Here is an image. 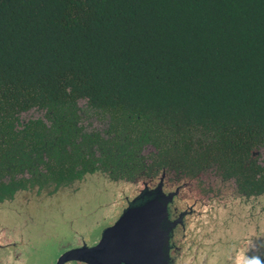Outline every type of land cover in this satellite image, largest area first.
I'll use <instances>...</instances> for the list:
<instances>
[{"label":"trees","instance_id":"trees-1","mask_svg":"<svg viewBox=\"0 0 264 264\" xmlns=\"http://www.w3.org/2000/svg\"><path fill=\"white\" fill-rule=\"evenodd\" d=\"M164 169L264 195V0H0V202Z\"/></svg>","mask_w":264,"mask_h":264},{"label":"flooded vegetation","instance_id":"flooded-vegetation-1","mask_svg":"<svg viewBox=\"0 0 264 264\" xmlns=\"http://www.w3.org/2000/svg\"><path fill=\"white\" fill-rule=\"evenodd\" d=\"M86 177L79 182L88 180ZM107 180L109 185L119 189L114 193L115 204L120 208H115L112 216L107 217L102 232L91 245L85 242L69 245L59 251L52 264H86L70 260L66 255L73 250L96 246L103 232L113 226L129 206L140 205L156 195L165 200L167 213L163 264H246L251 257L264 261V216L261 210L253 214L250 202L264 198V195L248 197L232 180H223L212 169L190 177L164 169L147 179ZM58 190L47 194L56 195ZM31 191L44 192L36 187L17 191L11 199L0 202V211L18 214L14 200ZM16 237L15 232H0V264H26L32 248L25 240Z\"/></svg>","mask_w":264,"mask_h":264},{"label":"rangeland","instance_id":"rangeland-1","mask_svg":"<svg viewBox=\"0 0 264 264\" xmlns=\"http://www.w3.org/2000/svg\"><path fill=\"white\" fill-rule=\"evenodd\" d=\"M108 182L105 176L94 174L83 183L61 188L53 196L48 191L20 194L14 200L18 214L0 211V232H15L16 238L29 244L32 249L26 264H52L59 251L69 245H91L107 217L120 208L114 193L119 189ZM250 202L253 214L261 210L264 216V198Z\"/></svg>","mask_w":264,"mask_h":264},{"label":"water","instance_id":"water-1","mask_svg":"<svg viewBox=\"0 0 264 264\" xmlns=\"http://www.w3.org/2000/svg\"><path fill=\"white\" fill-rule=\"evenodd\" d=\"M166 215L158 195L129 206L96 246L70 251L66 258L86 264H163Z\"/></svg>","mask_w":264,"mask_h":264},{"label":"clouds","instance_id":"clouds-1","mask_svg":"<svg viewBox=\"0 0 264 264\" xmlns=\"http://www.w3.org/2000/svg\"><path fill=\"white\" fill-rule=\"evenodd\" d=\"M246 264H264V261L258 257H251L247 260Z\"/></svg>","mask_w":264,"mask_h":264}]
</instances>
